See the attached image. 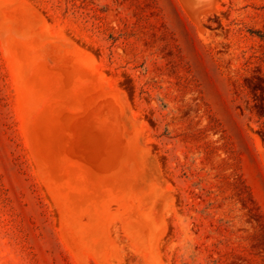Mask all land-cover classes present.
Here are the masks:
<instances>
[{"label": "rangeland", "instance_id": "obj_1", "mask_svg": "<svg viewBox=\"0 0 264 264\" xmlns=\"http://www.w3.org/2000/svg\"><path fill=\"white\" fill-rule=\"evenodd\" d=\"M0 264H264V0H0Z\"/></svg>", "mask_w": 264, "mask_h": 264}]
</instances>
